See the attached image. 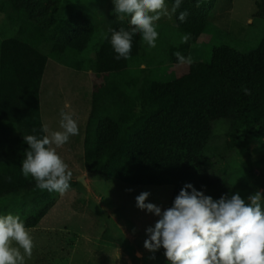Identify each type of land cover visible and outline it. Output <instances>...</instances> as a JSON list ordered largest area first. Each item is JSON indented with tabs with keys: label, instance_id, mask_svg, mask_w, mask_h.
Returning <instances> with one entry per match:
<instances>
[{
	"label": "trees",
	"instance_id": "16d2710c",
	"mask_svg": "<svg viewBox=\"0 0 264 264\" xmlns=\"http://www.w3.org/2000/svg\"><path fill=\"white\" fill-rule=\"evenodd\" d=\"M172 5V0H167ZM215 0H183L174 13L179 31L190 39L169 48L170 61L175 52L188 56L190 44L199 40ZM61 0H5L3 10L10 17L20 16L36 25L24 39L3 37L0 43V134L16 129L17 158L0 153V201L18 194H38L41 189L19 171L27 145L23 136L45 135L39 109V88L48 57L64 62L69 53L79 52L94 31L91 20L80 10L59 18ZM47 4V5H46ZM2 5V4H1ZM187 10L180 23L177 15ZM115 18L109 27L129 29ZM253 16L264 20V0H258ZM50 44V55L40 51ZM139 35L133 37L129 59H114L110 43L104 39L95 53L92 70L101 76L91 93L83 143L84 169L133 186H170L167 208L185 183L218 199L235 190L228 185L224 169L206 155L213 123H229L228 146L241 139L264 141V34L257 46L246 52L228 44L214 47L208 62L188 65L185 74L171 80L150 79L130 74L129 67L140 55ZM249 89L245 95L243 89ZM36 129L33 133L32 130ZM236 143V144H235ZM49 197L20 216L26 228L38 227L54 208ZM166 259L163 249L157 251Z\"/></svg>",
	"mask_w": 264,
	"mask_h": 264
},
{
	"label": "rangeland",
	"instance_id": "374dc122",
	"mask_svg": "<svg viewBox=\"0 0 264 264\" xmlns=\"http://www.w3.org/2000/svg\"><path fill=\"white\" fill-rule=\"evenodd\" d=\"M4 1L0 0V43L3 37L31 36L36 25L20 16L9 18L10 12L2 9ZM257 1L215 0L204 33L189 46L188 56L193 62H208L212 49L223 44L244 52L255 48L264 34V20L253 16ZM78 10L94 26L92 33L80 38L87 40L83 50L69 53L61 62L49 56L50 44L39 46L40 51L49 56L39 88L42 126L47 125L49 131L59 130L61 110L72 112L78 121L79 134L56 149L72 172L70 188L63 194L41 190L38 194L5 197L0 201V214L11 212L23 216L40 201L49 197L55 199L54 208L38 227L27 228L34 247L25 264H167L157 251L151 253L143 248L145 229L152 226L157 217L137 209L135 197L147 191L150 195L146 202L156 204L163 211L172 187L133 186L85 172L83 143L91 93L93 86L102 81L101 76L93 72L92 64L104 40L101 32L117 17L111 0H61L58 17L68 18ZM123 21L130 26L126 19ZM156 23L159 33L156 47L149 49L139 36L140 55L134 61L138 66L132 64L128 70L140 77L167 81L185 74L188 69V65L172 63L169 56L170 47L183 44L180 35L184 33L177 28L174 13L170 11ZM228 130L226 120L214 121L206 155L224 169L228 185L242 198L257 191L264 195V141L241 139L234 147H229ZM5 132L0 134V153L17 158L16 129L12 126ZM19 160L22 161L20 156Z\"/></svg>",
	"mask_w": 264,
	"mask_h": 264
},
{
	"label": "clouds",
	"instance_id": "9594fccd",
	"mask_svg": "<svg viewBox=\"0 0 264 264\" xmlns=\"http://www.w3.org/2000/svg\"><path fill=\"white\" fill-rule=\"evenodd\" d=\"M113 13L127 20L130 28L108 27L101 32L115 53L114 59H129L133 37L139 35L149 49L156 47L157 21L161 16L176 13L183 0H111ZM188 11H180L177 20L186 21ZM190 39L180 35V42ZM180 65H191V56L174 53ZM245 95L249 89L244 88ZM66 107H68L66 105ZM59 130L46 135H24L27 145L19 166L20 174L31 178L38 189L63 194L70 188L72 172L56 149L65 145L70 137L79 134L78 121L72 112L61 110ZM33 133L36 129L32 130ZM150 193L141 192L135 197L139 210L157 217L145 229L143 248L151 253L163 249L167 264H264V195L260 191L242 198L238 192L222 194L218 199L185 183L173 198L171 206L161 207L146 202ZM34 247L33 237L24 220L11 212L0 214V264H25Z\"/></svg>",
	"mask_w": 264,
	"mask_h": 264
},
{
	"label": "water",
	"instance_id": "95a60500",
	"mask_svg": "<svg viewBox=\"0 0 264 264\" xmlns=\"http://www.w3.org/2000/svg\"><path fill=\"white\" fill-rule=\"evenodd\" d=\"M82 178V177H81ZM80 179V178H79Z\"/></svg>",
	"mask_w": 264,
	"mask_h": 264
}]
</instances>
